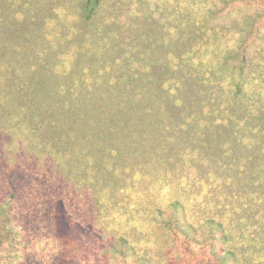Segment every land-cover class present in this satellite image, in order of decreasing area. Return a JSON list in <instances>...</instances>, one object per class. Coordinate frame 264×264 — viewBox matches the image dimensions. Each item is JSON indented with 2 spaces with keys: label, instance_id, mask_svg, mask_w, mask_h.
Returning <instances> with one entry per match:
<instances>
[{
  "label": "rangeland",
  "instance_id": "rangeland-1",
  "mask_svg": "<svg viewBox=\"0 0 264 264\" xmlns=\"http://www.w3.org/2000/svg\"><path fill=\"white\" fill-rule=\"evenodd\" d=\"M225 2L102 0L87 19L85 0H0L7 28L22 34L0 35V264H239L245 248L253 256L264 253V173L250 172L242 158L232 167L229 146L205 143L202 135L207 121L200 106L264 104L260 81L238 97L232 78L218 70L236 42L234 19L247 12L264 17V0ZM211 10L220 18L209 19ZM21 14L30 17L28 24L16 21ZM205 18V46L191 51L198 42L194 31ZM181 56L175 77L189 85L174 90L179 79L162 66H177ZM144 58L155 61L147 71ZM24 65L45 67L42 89L51 98L40 110L11 99L22 80L39 85ZM137 68L142 70L134 81ZM125 86L130 100L118 99ZM133 88L144 93L134 97ZM108 93L117 98L109 105L120 107L117 114H99L109 117L116 138L94 120L85 125L61 114L72 104H105ZM137 104H151L153 113L145 112L142 120ZM50 106L59 116L49 114ZM76 124L82 131L89 126L95 144L65 136ZM244 171L249 180L239 178ZM175 219L180 224H167ZM213 220L230 232L227 245L219 233L216 240L208 238ZM90 221L116 235L119 244L121 236L129 240L134 251L127 261L114 251L98 259L97 240L73 236L84 234ZM183 223L197 229H181ZM224 247L237 250V263L232 256L222 258Z\"/></svg>",
  "mask_w": 264,
  "mask_h": 264
},
{
  "label": "trees",
  "instance_id": "trees-1",
  "mask_svg": "<svg viewBox=\"0 0 264 264\" xmlns=\"http://www.w3.org/2000/svg\"><path fill=\"white\" fill-rule=\"evenodd\" d=\"M225 1V3H235L236 1H241L245 3L247 1L248 3L251 2V0ZM101 2L102 0H85L84 14L87 19H92L98 13V10L101 7ZM211 11L212 12H209V14H211L208 16L209 19L210 17L215 18V20L220 18L218 16H215L217 14L216 12H214L213 10ZM21 15L20 17L15 16L16 21L21 22L22 24H28V20L30 17L28 15ZM208 18H205V20H203L194 31V35L198 37V42L195 44L196 49L194 46H192L193 48L191 49V51L198 50L205 46L203 44L201 45V41L207 35L206 24ZM6 24V18L4 17V15L0 14V35H5L9 32L10 36L17 35L21 37L22 34L19 32V28H15L10 31L7 28ZM218 26L219 24L217 22L216 26L213 29L214 34L216 33ZM232 27V34L236 42L234 48L230 49L227 53L223 55V58L221 59V62L218 66V70L229 75L232 78V81L234 82V87L237 90L238 97L244 98L246 94L251 92L252 87L256 85L258 81L261 82V85L264 88V17L262 16V14L260 15L259 13L247 12L244 14H240L234 19ZM190 45L185 44L183 46L184 48H187L190 47ZM134 50H132V53L135 52ZM179 58L181 60L179 61L177 66L172 65L173 63H167L166 65L163 63L162 67H166L167 69L166 74L168 73L170 75L171 72L175 74L171 76V78H174L177 75V71L182 70L180 68V64L183 62L182 59L184 57L181 56ZM142 62L144 66L142 65L141 67L145 71H147V69H150L151 65L155 63L154 60H149L146 58L142 59ZM175 67H177V70H175ZM43 69L45 70L44 66L35 67L33 70L31 66H25L23 68L25 73L26 71L28 72L32 70L34 80H40L39 85H37L38 87H35L33 86L34 83L32 81H30L31 83H27L26 81L22 80L21 83L19 82V86L21 87V89H19L18 91L12 89L11 99H15L13 100L15 102L17 101L20 103H26V105L32 104L39 110L48 105L43 104L46 103L43 100L49 101L51 98L50 93H47L45 95V92L43 91V89H45L47 85L43 80H41L42 77H45L46 75ZM141 70L140 68H137L136 73H133L134 81L136 79L135 75H139L138 73H140ZM145 76L143 77L144 81L152 85L153 78L149 79V74H145ZM175 78H178L179 81L175 85H172L171 89L176 90L177 88L179 89L181 85L185 87L189 85L188 82H180V78L178 76ZM172 84H174V82H172ZM158 86L160 87L159 82ZM135 91H138V88H133L131 90L134 97H137L141 95V93H144V90H139L138 92L140 93H136ZM262 93L264 95V90L262 91ZM42 94H44L48 98V100L43 99L44 96H42ZM1 95L2 94L0 93V97ZM103 96L104 98H106L105 100H103L105 104H101L100 106H94L92 109H89L87 106L77 107L76 104H72L70 108H68L64 111V113L62 112L61 114L65 115L67 119H72L73 121L83 120V124L85 125L88 124V122L85 121L94 120L96 123L102 124L105 127L107 133L110 132L108 133L110 136L116 138V133L114 134L111 128H109V117L101 116L99 113L102 114V112H107L110 115H114L115 112L117 114V110L120 106L109 105V102L113 100L115 101L117 99L112 93L104 94ZM95 97L98 98V93L95 95ZM128 97V90L125 86L119 93L118 99L130 100L128 99ZM68 98L72 99V96H67V99ZM147 105L148 104H137L138 109L143 112L142 116L140 117L142 118V120L146 116L145 112H147V116L153 113V109L150 110V107L152 105L150 104L149 108H147ZM126 106H128V104ZM129 106H131V104ZM171 106L181 110V108L185 109L186 104H168V107ZM193 106H196V104H191L192 108ZM99 108L101 109V112L98 111ZM158 108L160 111L162 109V111L168 112V110H166L162 106H158ZM200 109V114L203 116L202 121H207L204 123L205 125L202 128V135L205 143L217 142L219 143L218 145L220 148L224 147L225 145L229 146V156L231 159L234 160H231L232 167L236 164V167L240 166L243 163V160L246 164H244L245 167L249 169L250 172L252 170H260L261 174L264 173V104H226L224 108H222L221 106L218 108L215 106V104H209V109L206 108V106H200ZM50 110V115L54 117L59 116V114L55 110H53V106H50ZM135 111L134 115L136 114ZM166 112L164 113L169 116L172 114H168ZM138 118L135 119L136 122ZM199 124H201V122H199ZM212 124L213 126H210ZM85 125L83 131L79 127V124L70 125L67 129L65 128V136L71 139L74 143H82L85 145L86 140L90 138L89 133L87 132L89 126H86L85 130ZM59 128L60 127H56V129ZM56 129L55 132L58 133ZM89 131L91 132V129H89ZM82 132L85 133L81 134ZM93 138L90 139L91 142L95 144ZM249 139H253L254 141H248ZM251 150L252 153L250 152ZM240 158H242V160ZM233 173H236V171ZM242 175L245 176V180L248 178L250 179L248 172L244 171L242 174H240L239 178H241ZM12 199L13 198H11L10 201H12ZM60 203L63 214L66 216L68 211L65 208L64 201L61 200ZM11 204H13V202H11ZM180 208H182V206H180ZM167 222L168 225L180 224L177 219L170 220ZM86 223V226L82 225L85 232L84 234L82 232H71L74 234L73 236L78 237L81 241H85L86 243L92 240H97L101 244V247L97 248V251L95 252V255L98 259H106L107 254L110 251L120 253V257L124 261H127L130 255L133 254L134 250L132 248V245L129 243V240L126 237L121 236V243L119 244L120 240L116 235L110 236L109 234H107L104 227L101 226L100 228H98V224L95 221H90ZM164 224H166V222H164ZM208 226L209 230L207 235L210 240H216V234L219 233L221 234L220 240L224 243V245H227L228 242H231L229 234L230 232L226 231V227L222 223L214 222L213 220L212 222H208ZM79 227L81 228V225ZM180 228L185 230L197 229V227L193 224L185 223L181 224ZM66 230H69L68 225H66ZM109 237H111L112 239ZM237 243L239 244L240 241L237 240ZM243 247L245 248V246ZM223 251L225 253L222 258H225L226 255L227 258L232 256L235 259L236 263L239 259V264H264V253L261 254V252L256 253L259 256H253V254L247 253V250L245 248L243 255L238 257L237 259V254L235 253V251H237L236 249L232 251L224 247ZM240 258H243L242 262H240Z\"/></svg>",
  "mask_w": 264,
  "mask_h": 264
}]
</instances>
